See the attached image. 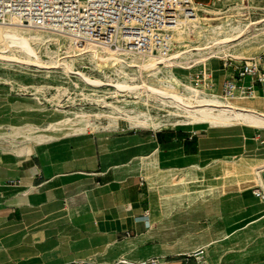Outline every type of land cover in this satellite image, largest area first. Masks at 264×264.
<instances>
[{"label": "rangeland", "instance_id": "1", "mask_svg": "<svg viewBox=\"0 0 264 264\" xmlns=\"http://www.w3.org/2000/svg\"><path fill=\"white\" fill-rule=\"evenodd\" d=\"M193 3L197 14L196 27L189 29L183 27L182 40H178L172 32L171 52L168 55L205 48L225 36L237 40L227 44V56L221 52L217 53L216 56L219 57L215 62L212 60L198 62L203 57L206 58V51H202L200 55L197 51H191L186 59L177 60L180 64L191 67L190 70L178 72L180 77L184 76V79L185 76L188 77L187 82L181 81L180 87V84L176 85V92L184 94L186 87H194L191 76L200 69L201 64H206L210 69L214 80L211 86L217 90L221 79V72L217 69H220L219 58L239 61L256 59L264 54V0H193ZM232 28L237 29L232 30ZM239 29L243 30L240 32L242 35L239 34ZM58 41L61 44L66 43L61 37ZM35 48L42 61H48L49 56L54 53L60 55L59 57L63 56L55 41H44L35 45ZM1 67L4 66H0V151L2 152H15L16 149L28 145L31 149L38 145L48 147L70 137H76L77 140L90 137L99 140L103 148L111 145L109 140L112 138L137 136L144 142L149 141L151 132L148 129L130 128L121 119L112 123L107 115L117 114L112 112L111 108L102 105L99 98L124 111H144L151 113V116L153 115L157 120H170V122L174 120L169 113H174L175 109H169L168 106L153 99H149L145 105V101L142 102L145 100L144 94H140V97L135 99L132 93H115V89L109 86L94 88L85 84L78 76L65 74L57 68L11 66L1 69ZM72 69L73 72H81L89 77L104 80L85 59L74 61ZM126 73L137 76L136 72L129 69ZM146 82L148 85L157 84L152 78ZM257 88L259 92L253 94V100L247 101L252 107L264 112V83ZM204 90L209 91L205 88ZM33 96L38 100L33 101ZM93 98L98 101L94 102ZM20 103L28 109L22 114L15 113ZM247 103L241 101L239 105L244 106ZM93 125L97 126L96 130L90 131ZM162 130L175 129L168 126ZM241 130L245 133H260L264 138V132L242 126L208 129L205 132L207 138H204L206 143L204 142V148L198 157L185 161L178 168L162 170L153 161V156L150 157L153 163L143 169L142 179L147 183L150 192L148 210L152 213V223L154 220L157 222L158 231L161 233L166 231V227L168 228L167 235L172 237L174 248L187 252L223 236L229 230L234 232L228 239L210 246L201 255L200 264L231 262L264 264V218H262L264 207L256 213L246 210V199H248L246 196H253V192L260 190L255 182L254 170L257 166L264 165V147L261 148L262 145H257L253 139L251 141L248 137L244 138ZM176 131L189 132L185 129ZM17 134H20V137L15 138ZM22 134L27 135L29 142L23 140ZM133 142L131 144L140 151L145 150V153L137 156L138 160L151 155L152 152L147 151L151 147L149 143L143 144L136 139ZM198 158H203L202 163ZM138 160L140 172L141 161ZM261 175L264 176V171H261ZM254 199L257 200L256 204H259V201L264 202L258 197ZM225 220L229 221V225ZM250 222L257 223L246 226ZM178 258L184 259L186 264H199L193 253ZM172 260L174 259L170 257L167 259V261Z\"/></svg>", "mask_w": 264, "mask_h": 264}, {"label": "crops", "instance_id": "2", "mask_svg": "<svg viewBox=\"0 0 264 264\" xmlns=\"http://www.w3.org/2000/svg\"><path fill=\"white\" fill-rule=\"evenodd\" d=\"M217 69L219 88L224 73ZM247 100L253 97L238 101ZM25 110L20 103L15 113ZM252 133L241 130L263 148L264 138ZM148 138H112L103 148L99 140L70 137L57 145L35 146L31 154L0 151V264H112L120 258L186 264L177 257L187 252L174 248L168 228L161 233L152 223L150 192L137 162L145 150L131 143H149L147 151L157 149V166L168 170L193 159L206 133L162 130ZM253 196H246L250 213L264 207Z\"/></svg>", "mask_w": 264, "mask_h": 264}, {"label": "bare ground", "instance_id": "3", "mask_svg": "<svg viewBox=\"0 0 264 264\" xmlns=\"http://www.w3.org/2000/svg\"><path fill=\"white\" fill-rule=\"evenodd\" d=\"M193 10L195 12V7ZM196 22L197 14L194 13L191 18L179 20L173 27L172 32L175 34L178 40H182L183 27L188 29L195 28ZM236 29L237 28H232V30ZM240 32H243V30L239 29V34H241ZM60 37L65 39V44H61L58 41ZM235 40H237V38L232 39L231 36H225L221 40H218V42L215 41V44L213 42L214 46H212V44L211 46H206L205 48H195L192 50L190 49L188 51H183L182 53L180 52L173 55H146L134 52H115L106 48L105 46H100L93 43L79 44L75 43L65 36L59 35L54 32L39 29L33 30L31 28L22 27L19 25L9 24L0 25V66H4L1 67V69L9 68L11 66H19L23 68H57L61 69L65 74H73L75 76H78L85 84L94 88L109 86L113 88V90L115 89V93L130 92L133 94V96H135V99H138L140 97V94H144L145 100H143L142 102L145 101V105H147L149 99H153L156 100V102L159 101L165 106H168L169 109L171 108L176 110L175 112L173 111L174 113H169L170 110L168 111V113L172 117H174V120L172 122H170V120H157L153 117V115L151 116V113L149 114L144 111H134L133 109V111H124L116 106L106 103L104 99L103 101H101L102 98H99V101L102 102V105L111 108L113 110L112 112H115L117 114L107 115L112 120V123H116V120L121 119L125 121L130 128H138L141 130L148 129L150 132H157L162 131V129L170 126L175 130L185 129L190 133L200 130L205 133L208 129H224L242 126L263 133L264 112L252 107L249 104V101H245L248 102L247 105L242 106L239 105L241 104V101H238V99H223L217 92L216 88L211 85L208 86V92L204 89H194V87H186L185 94L176 92V85L180 84V87L181 81L187 82L188 80L187 76H185V79L184 76L180 77L178 75V72H180V70L186 71L191 68L189 65L185 66V64L182 65L180 64V62H177L178 59H186L187 54H189L191 51H197L198 55H200L202 51H206V58L203 57L202 60L198 62H204L208 60H212L213 62H215V60L219 57L216 56L217 53L219 54L221 52L223 55L227 56L226 46L227 44ZM44 41H55L57 43L59 52H62L63 56L59 57L60 55H56V53H54L49 56L48 61H42L36 53L35 45H39ZM233 57L236 58L235 56ZM78 59H85L89 63H91L95 72L99 75V77L104 78V80L89 77L85 74H82L81 72H73V63ZM127 69L136 72L137 76L134 77L127 74ZM149 78L154 79L157 84L148 85L146 80H148ZM37 100V98L33 99V101ZM95 101H98V99H95L94 102ZM160 107L162 106L160 105ZM257 107L259 108V106ZM96 127L97 126L94 125L91 126L90 131H94ZM17 137H20V134H17L15 138ZM21 137L23 138V140L29 142V139L26 138L27 135L22 134ZM204 141V139L200 140L198 154L194 156L195 158L198 157V155H200V153L202 152L204 148ZM156 150H154L151 155L141 158V171L139 172V175L142 178H144V167L153 163V161L155 160H150V157L156 155ZM31 152L32 149L29 145L15 150V153L17 154H31ZM261 171H264V165H262L261 167L257 166V168H255L254 170V174L257 187L262 191V198L260 199L264 200V176L261 175ZM253 195L254 197H256L254 192ZM147 215L149 216V213H147ZM262 218H264V213L262 215ZM228 222L229 221H226V223ZM230 231L231 230L217 239L199 245L195 249L190 250L191 252L186 250V254L189 255L190 253H193V256L196 257L198 263H202L201 255L206 252L210 246L219 243L221 240L228 239L229 235L233 233ZM161 259L162 258H160V260ZM160 260L159 264H165Z\"/></svg>", "mask_w": 264, "mask_h": 264}, {"label": "built area", "instance_id": "4", "mask_svg": "<svg viewBox=\"0 0 264 264\" xmlns=\"http://www.w3.org/2000/svg\"><path fill=\"white\" fill-rule=\"evenodd\" d=\"M193 9V0H0V25L50 31L115 52L158 55L171 52L173 27L191 18ZM218 60L224 73L218 88L223 99H250L254 89L263 85L264 54L256 59ZM212 82L206 64L191 76L197 90H209ZM254 194L262 198L261 191ZM112 264H159V260L120 258Z\"/></svg>", "mask_w": 264, "mask_h": 264}]
</instances>
